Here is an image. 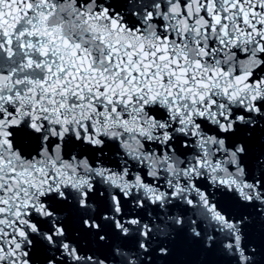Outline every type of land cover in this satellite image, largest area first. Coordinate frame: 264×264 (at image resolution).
<instances>
[{
    "label": "snow or ice",
    "instance_id": "snow-or-ice-1",
    "mask_svg": "<svg viewBox=\"0 0 264 264\" xmlns=\"http://www.w3.org/2000/svg\"><path fill=\"white\" fill-rule=\"evenodd\" d=\"M0 264H264V0H0Z\"/></svg>",
    "mask_w": 264,
    "mask_h": 264
}]
</instances>
